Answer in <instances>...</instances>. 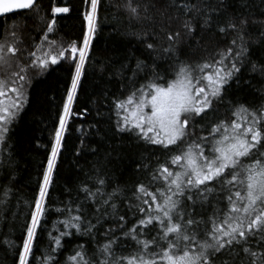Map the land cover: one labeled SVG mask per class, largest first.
Listing matches in <instances>:
<instances>
[{"label": "snow or ice", "instance_id": "6c2138e0", "mask_svg": "<svg viewBox=\"0 0 264 264\" xmlns=\"http://www.w3.org/2000/svg\"><path fill=\"white\" fill-rule=\"evenodd\" d=\"M86 3V29L80 43L55 48L53 54L56 41L45 34L36 50L28 54L35 59L27 66L17 61L19 71L12 73L13 78H0V98L8 97L7 101L0 99V176L6 172V182L0 184V228L23 216L21 243L11 238L4 240L9 249H19L18 264H35L34 249L39 247L52 211L59 217L48 232L50 244L43 264H58L57 254L64 247L65 238H94L105 220L115 222L104 230L107 242L91 255L85 245L78 244L67 258L69 264H264V103L252 106L237 102L232 109L234 119L217 121L207 136L196 137L195 133L197 117L213 110L214 102H223L228 86L239 79L246 62L247 70L264 77V61L252 62L249 56L250 17L240 11H250L248 0H237L239 7L234 10L227 0H218V6H208L206 0H171V6L183 9L184 19L180 29L166 32V47L153 42L159 39L156 31L144 27L145 22L156 23L150 13V8H155L153 0H124L122 6L129 20L142 25L132 34L143 42L153 59L147 62L137 58L134 68L121 65V77L127 72L131 82L141 76L146 82L115 102L120 116L116 129L163 149L179 146L178 151L151 173L148 184L137 187L134 200L127 205L134 223L119 236L115 235L117 228L124 229L127 224L126 215L119 211L121 190H107L108 181L100 168L75 191L66 188L67 199L55 208L49 203L65 135L77 115L73 105L98 31L101 0ZM38 8L37 0H0V17ZM68 11L67 7L54 9V13ZM251 23L261 26L252 43L264 42V18L253 17ZM197 25L201 32L214 29L222 35L232 33L234 38L213 60L192 65L179 60V50L185 37L195 38ZM55 26V19L48 21L46 32L52 33ZM15 27L13 24L12 37H16ZM160 32H165L162 25ZM21 42L0 43V67L10 64V58L20 51L16 45ZM45 43L48 50L42 51ZM160 51L164 58L178 61L171 81L157 71L156 60L161 57L156 54ZM61 61L68 65L70 87L54 130L46 168L38 178L33 198L23 201L26 211L21 213V198L13 188L17 162L10 132L27 104L26 86L31 83L28 69L42 75ZM221 199L226 201L223 209L219 207ZM209 207L212 210L205 218ZM153 231L155 236L151 235ZM53 232L57 234L52 235ZM121 239L133 241L135 250L118 255L116 246Z\"/></svg>", "mask_w": 264, "mask_h": 264}, {"label": "trees", "instance_id": "16d2710c", "mask_svg": "<svg viewBox=\"0 0 264 264\" xmlns=\"http://www.w3.org/2000/svg\"><path fill=\"white\" fill-rule=\"evenodd\" d=\"M140 2L147 3L148 0H140ZM191 2L196 3L197 0H191ZM227 2L233 10L239 7L237 0H227ZM123 3L124 0H101L98 31L93 41L90 63L73 105L74 114L77 115L71 119L69 131L65 135L64 148L57 164L54 187L49 201L55 208L60 201L67 199L66 188L75 191L82 182L88 180V177H94L97 168H100L101 174L105 175L108 181L107 190L111 191L114 187H119L121 190L118 201L119 211L126 215L127 224L124 229L117 228L115 233L117 236L134 223L135 218L133 213L128 212L127 205L130 200H134L137 187L141 183L148 184L151 173L169 160L170 155L175 154L179 148V146H171L169 149H163L160 146L145 143L131 133H120L116 129L120 116L117 115L115 102L125 99L134 87L146 82L142 76L131 82L130 73L127 72L124 77H121L118 74L121 65L128 64L130 68H134L137 58L147 62L153 59V54L144 48L143 42L132 34L142 25L129 20L128 14L123 9ZM153 3L155 8H150V13L154 16L156 23L149 25L145 22L144 27L157 32L159 39L153 41L154 43L166 47L168 42L165 34L168 31L180 29L184 11L171 6V0H153ZM206 3L208 6H218V0H206ZM37 4L39 5L37 11H18L0 18V43L22 41L16 45L20 51L15 57L10 58V64L0 67V78H13L12 73L19 71L17 61L27 66L30 60L35 59L28 54L36 50L45 34L50 40L56 41L53 54H55V48L82 41L86 29L83 13L88 10L86 0H37ZM248 5L250 11L243 8L240 11H244L250 17L247 29V33L252 34L249 40V56L252 62H260L264 61V42L255 44L252 40L256 39L261 26L252 24L251 19L264 18V2L248 0ZM57 7H67L69 11L54 13ZM52 19L56 20V26L52 33H47V23ZM13 24L16 26V37L11 36ZM161 25L165 32H160ZM197 27L195 38L185 37L180 44L179 60L187 64L196 65L206 60H213L217 52L227 48L234 38L232 33L222 35L214 29L201 32L199 25ZM47 50L48 45L45 43L42 51ZM156 55L161 57L156 60L157 71L164 76L165 80L171 81L175 77V64L178 61L164 58L165 54L162 51ZM248 68L249 64L246 62L239 79L228 86L222 103L214 102L213 110H209L202 117H197L199 123L195 130L196 137L207 136L208 129L219 120L234 119L232 109L237 102L252 106L264 103V77L247 70ZM27 75L31 77V83L26 86L27 104L10 132V143L17 162V178L13 188L21 198V213L26 211L22 206L23 201H30L33 198L38 178L42 170L46 168L47 158L54 142V130L58 127V117L62 113L66 92L70 87L69 68L63 61L51 66L42 75H37L36 70L29 68ZM11 95L9 93V96ZM0 99L7 101L8 97ZM202 127L203 131H201ZM81 140H83V147H81ZM5 182L6 172L5 176H0V184ZM88 182L92 184L91 180ZM80 196L83 197V193H80ZM14 203L15 200H13ZM225 206L226 201L221 199L219 207L223 209ZM211 210L210 207L207 209L205 218ZM58 217L59 214L55 211L48 214L47 225L39 238V247L34 249L35 264H43L44 255L48 252L50 244L48 232ZM22 222L23 216H17L14 223H3V227L0 228V264H18L19 249H9L4 240L11 238L20 244ZM114 223L111 220L103 221L94 238L73 237L71 241L65 238V245L57 254L58 264H69L67 258L73 254L78 244L85 245L89 255L97 251L107 242L104 230ZM56 234L52 233V235ZM151 235L155 236L156 232L153 231ZM134 250L135 243L130 240L121 239L116 246L118 255Z\"/></svg>", "mask_w": 264, "mask_h": 264}, {"label": "water", "instance_id": "95a60500", "mask_svg": "<svg viewBox=\"0 0 264 264\" xmlns=\"http://www.w3.org/2000/svg\"><path fill=\"white\" fill-rule=\"evenodd\" d=\"M20 11H24V10H20ZM10 15V14H9ZM1 18V17H0Z\"/></svg>", "mask_w": 264, "mask_h": 264}]
</instances>
